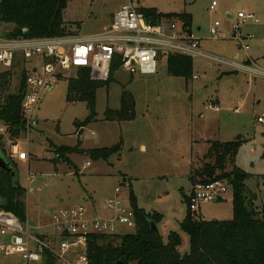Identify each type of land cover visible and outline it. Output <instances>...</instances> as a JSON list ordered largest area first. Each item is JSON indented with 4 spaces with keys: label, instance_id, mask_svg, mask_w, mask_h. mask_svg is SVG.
Wrapping results in <instances>:
<instances>
[{
    "label": "rangeland",
    "instance_id": "1",
    "mask_svg": "<svg viewBox=\"0 0 264 264\" xmlns=\"http://www.w3.org/2000/svg\"><path fill=\"white\" fill-rule=\"evenodd\" d=\"M212 1L216 5L209 10ZM124 2L67 0L62 18L77 33H95L109 25ZM135 4L162 13H189L200 50L217 61L192 58L193 74L188 79L168 74L165 55L154 74L118 71L96 91L95 115L89 122L85 102L66 100L68 80L77 75L66 71L51 90L41 93L33 113L36 125L17 138L27 160H12L25 188L26 221L35 228L39 225L38 231L50 229L47 223L54 208L82 206L91 216L108 214L105 202L116 198L115 188L120 190L117 198L129 206L131 188L140 208L161 214L156 227L164 242L171 231L180 235L178 249L183 255L190 246L179 225L186 214L183 194L191 189L188 176L201 166L210 141L240 139L235 164L248 174V198L264 208V130L257 121L264 117V0H135ZM238 12L253 13L257 19L239 25L241 34L252 35L245 40L247 52L233 34ZM214 21L220 25L216 37H210ZM6 31L8 27L0 24V32ZM16 64L9 93L16 92L23 67L21 61ZM123 88L134 97L135 117L105 120L106 108L119 107ZM116 143L120 149L106 160L89 153ZM61 146L77 150L59 152ZM231 201L230 189L220 200L202 203L198 215L203 220H229ZM121 232L132 230L121 228ZM17 260L0 248V264Z\"/></svg>",
    "mask_w": 264,
    "mask_h": 264
},
{
    "label": "trees",
    "instance_id": "2",
    "mask_svg": "<svg viewBox=\"0 0 264 264\" xmlns=\"http://www.w3.org/2000/svg\"><path fill=\"white\" fill-rule=\"evenodd\" d=\"M66 1L0 0V24L8 27V31L2 34L9 38H32L72 33L74 30L62 18ZM141 11L152 23H158L162 19H175L185 27H191V16L186 12L162 13L152 7ZM165 57L169 75L186 79L192 77V58L176 53H167ZM118 64L115 59L106 81L91 80L87 68L77 69L76 77L68 80L66 100L85 102L90 111L86 122L95 115L96 91L113 80ZM18 67L16 64L14 69ZM20 72L15 93H9L12 70L0 73V121L8 125L12 139H17L25 131L21 114L25 83L23 71ZM134 109L133 95L123 88L119 107L106 108L103 118L108 121L132 120L135 117ZM81 126L80 124L79 127ZM119 143L110 147L93 148L89 153L95 159L106 160L118 152ZM240 145L239 138L228 142L210 141L201 158V166L193 169L188 176L191 186L215 179L225 180L232 193V218L229 220H203L199 215H193L189 210L186 194H183L186 214L179 225L189 236L188 253L182 255L179 252L181 238L177 232H169L167 241L164 242L157 227L152 229V223L157 225L161 214L146 212L140 208L129 188L134 229L122 235L92 234L86 248L88 264H264V208L254 206L246 194L245 180L248 174L235 164ZM1 149L16 168L2 146ZM72 150L77 149L65 146L59 148V152ZM24 196L25 188L18 180L0 171V209L13 213L23 223L27 220ZM45 264H53V258L47 257Z\"/></svg>",
    "mask_w": 264,
    "mask_h": 264
},
{
    "label": "built area",
    "instance_id": "3",
    "mask_svg": "<svg viewBox=\"0 0 264 264\" xmlns=\"http://www.w3.org/2000/svg\"><path fill=\"white\" fill-rule=\"evenodd\" d=\"M216 5L212 1L209 10ZM237 23L233 34L247 52L245 40L252 35L241 34L239 25L246 21L256 22L253 13H237ZM218 21L209 27L210 37H216ZM200 38L193 29L175 19H163L152 23L138 8L135 0H125L118 6L109 25L102 30L81 34L73 31L53 37H5L0 32V73L13 70L18 61L23 63L25 89L21 99L22 120L25 132L36 122L34 110L43 91H48L62 78L66 71L89 69L94 81H106L110 76L114 60L119 62L116 72L134 74H154L161 56L176 53L190 58L204 56L216 60L200 50ZM217 61V60H216ZM19 68V67H18ZM19 83V82H18ZM257 121L263 123L264 117ZM9 127L0 121V144L10 159L26 161L27 153L17 139L9 136ZM7 149V151H6ZM30 180V178H27ZM230 190L225 180L215 179L205 183H195L186 193L190 212L197 216L200 205L220 200ZM119 188H115L116 198H109L105 204L108 214L89 215L82 206L66 209L54 208L50 228L38 231L29 223L21 222L13 213L0 209V248L6 254L17 257L16 264H45L47 257L53 264H88L86 248L92 234H125L121 228L133 230V211L117 198Z\"/></svg>",
    "mask_w": 264,
    "mask_h": 264
},
{
    "label": "water",
    "instance_id": "4",
    "mask_svg": "<svg viewBox=\"0 0 264 264\" xmlns=\"http://www.w3.org/2000/svg\"><path fill=\"white\" fill-rule=\"evenodd\" d=\"M264 136V133H263ZM0 171H4L8 175L12 177V179L16 180L17 179V173L15 170V167L11 163V161L4 155L1 145H0ZM156 225L152 223V229H155Z\"/></svg>",
    "mask_w": 264,
    "mask_h": 264
},
{
    "label": "crops",
    "instance_id": "5",
    "mask_svg": "<svg viewBox=\"0 0 264 264\" xmlns=\"http://www.w3.org/2000/svg\"><path fill=\"white\" fill-rule=\"evenodd\" d=\"M197 29H199V28H197ZM209 34V33H208ZM210 36V35H209ZM195 77V76H194ZM125 181V180H124ZM26 208H27V206H26ZM100 215H104V214H100ZM27 217H28V214H27Z\"/></svg>",
    "mask_w": 264,
    "mask_h": 264
}]
</instances>
